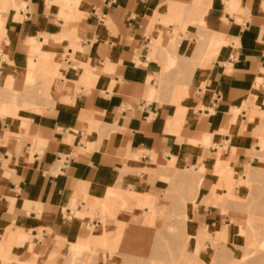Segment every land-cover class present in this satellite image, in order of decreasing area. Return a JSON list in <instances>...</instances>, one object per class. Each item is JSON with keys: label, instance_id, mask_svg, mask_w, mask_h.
<instances>
[{"label": "crops", "instance_id": "crops-1", "mask_svg": "<svg viewBox=\"0 0 264 264\" xmlns=\"http://www.w3.org/2000/svg\"><path fill=\"white\" fill-rule=\"evenodd\" d=\"M196 1L0 0V264H58L184 170L186 231L230 225L202 200L255 159L264 0Z\"/></svg>", "mask_w": 264, "mask_h": 264}, {"label": "rangeland", "instance_id": "rangeland-1", "mask_svg": "<svg viewBox=\"0 0 264 264\" xmlns=\"http://www.w3.org/2000/svg\"><path fill=\"white\" fill-rule=\"evenodd\" d=\"M254 109L248 113V122L257 138L256 147L251 152L255 159L242 173L233 177L230 168L217 161V197H211V193L215 192L213 189L202 200L219 212L226 213L222 217L228 219L226 223H230L229 226H224L222 230L215 229L214 234L202 228L195 233L196 240L190 238L185 228L187 215L184 206L191 200L193 206L200 210V204L181 195L183 191L194 193L199 188L201 176L195 173L190 177L188 171L184 170L180 172L182 180L179 183H170L165 202L148 194L119 195L123 202L121 207H126V201L137 200L140 207L148 205V209L145 212L141 209L143 214L136 220H118L113 230L91 238L87 243L82 240L72 242L64 250L58 264H228L231 260L236 264H258L257 259L252 257L254 254L264 255V211L258 209L264 190V102ZM223 165L226 171L222 169ZM177 172L174 170L173 174ZM223 189H226L224 194ZM116 196L110 190L106 198L98 203L102 206V216H114L111 212ZM240 225L245 228V233L241 232ZM78 250L81 253L76 254Z\"/></svg>", "mask_w": 264, "mask_h": 264}, {"label": "bare ground", "instance_id": "bare-ground-1", "mask_svg": "<svg viewBox=\"0 0 264 264\" xmlns=\"http://www.w3.org/2000/svg\"><path fill=\"white\" fill-rule=\"evenodd\" d=\"M195 1H196V0H195ZM201 1H202V0H201ZM196 2H197V1H196ZM230 2H232V1H230ZM1 3H2V2H1ZM197 3H198V2H197ZM199 3H200V2H199ZM227 3H228V2H227ZM229 4H230V3H229ZM2 5H3V4H2ZM233 5H234V4H233ZM195 7H197V6L195 5ZM226 9H227V8H226ZM184 11H185V10H184ZM233 11H234V10H233ZM191 14H192V13H191ZM159 40H160V39H159ZM159 40H158V41H159ZM173 40H174V39H173ZM158 41H157V42H158ZM179 41H180V40H179ZM157 42H155V44H158ZM172 42H173V41H172ZM174 43H175V42H174ZM217 43H219V42H217ZM156 46H157V45H156ZM175 46H176V45H175ZM180 65H181V64H180ZM179 71H180V70H179ZM29 76H30V75H29ZM82 76H83V75H82ZM84 78H85V77H84ZM78 81H79V80H78ZM91 86H92V84H91ZM216 162H217V161H216ZM217 165H218V162H217ZM221 167H223L222 169H223L224 171L227 170V169H225L227 166H226L225 168H224V165L221 166ZM221 167H220V169H221ZM167 170H168V169H167ZM216 170H219V169L217 168ZM228 170H229V169H228ZM221 171H222V170H220V172H221ZM228 172H229V171H228ZM228 172H227V173H228ZM230 173H231V169H230ZM230 173H228V176H229ZM222 174H225V173H222ZM242 177H243V176H242ZM230 178H231V177H230ZM231 179H232V178H231ZM245 180H246V179H245ZM184 181H185V180H184ZM197 185H198V184H197ZM216 189H217V188H216ZM213 191H214V190H213ZM228 194H229V193H228ZM232 194H233V193H232ZM112 196H113V195H112ZM136 196H137V195H136ZM136 196H135V197H136ZM219 196H220V195H219ZM211 197H212V198H216V197H217V193H216V192L211 193ZM115 199H116V198H115ZM260 199H261V201H260V203H259V205H258V209L264 211V190H263V194L261 195V198H260ZM149 207H150V206H149ZM184 207H185V206H184ZM148 215H149V214H148ZM148 215H146V216H148ZM261 217H262V216H261ZM249 220H250V219H249ZM259 220H260V219H259ZM261 220H263V219H261ZM261 220H260V221H261ZM263 222H264V221H263ZM124 223H125V222H124ZM251 224H252V223H251ZM240 226H241V225H240ZM241 228H242V231H241V232L245 233V228H243L242 226H241ZM203 231H204V230H203ZM219 233H220V231H218L217 234L219 235ZM196 234H197V233H196ZM196 234L189 233L190 238L196 240V239H197V235H196ZM215 234H216V233H215ZM112 235H113V234H112ZM247 236H248V235H247ZM105 237H106V236H105ZM214 237H215V236H214ZM112 238H113V237H112ZM198 238H199V237H198ZM212 238H213V237H212ZM218 239H219V238H218ZM91 240H92V239H91ZM110 240H111V239H110ZM112 241H113V240H112ZM105 243H106V242H105ZM196 244H197V243H196ZM88 245H89V244H88ZM88 245H87V246H88ZM118 246H119V245H118ZM197 246H198V245H197ZM94 247H95V246H94ZM81 248H82V247H81ZM87 248H88V247H87ZM110 248H111V247H110ZM74 250H75V249H74ZM76 250H77V249H76ZM79 250H81V249H79ZM79 250L76 251L77 253H76L75 251H74V252H75L76 254H78ZM254 250H255V249H254ZM259 250H260V249H259ZM87 251H88V249H87ZM252 252H253V251H252ZM256 252H257V251H256ZM79 253H81V252H79ZM254 253H255V252H254ZM254 253H253V254H254ZM76 254H73V253H72V255H74V256H75ZM84 254H85V253H84ZM243 254H244V253H243ZM247 255H248V254H247ZM74 256H73V257H74ZM243 256L245 257L246 255L244 254ZM253 256H254V257H252V258H253V259L256 258V259H257L256 261L259 262L258 264H264V255H262V254L255 255V254H254ZM244 257H243V258H244ZM248 257H249V256H248ZM248 257H246V258H248ZM72 259H74V258H72ZM239 260H241V258H240ZM73 261H74V260H73ZM73 261H72V262H73ZM242 261H244V260L242 259ZM155 262H156V261H155ZM210 262H211V261H210ZM239 262H240V261H239ZM228 264H236V263H235V262L233 263V260H231ZM245 264H246V263H245Z\"/></svg>", "mask_w": 264, "mask_h": 264}]
</instances>
